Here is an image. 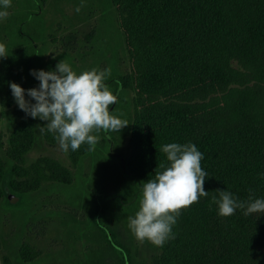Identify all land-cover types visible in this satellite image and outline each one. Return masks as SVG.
I'll use <instances>...</instances> for the list:
<instances>
[{
	"label": "trees",
	"instance_id": "obj_1",
	"mask_svg": "<svg viewBox=\"0 0 264 264\" xmlns=\"http://www.w3.org/2000/svg\"><path fill=\"white\" fill-rule=\"evenodd\" d=\"M120 7L128 49L143 61L133 77L146 86L137 89L140 158L131 173L144 183L155 179L156 171L170 166L162 151L169 143L195 144L208 173V197L181 211L172 229L175 239L161 247L158 264H264V214L245 216L237 209L222 217L212 203L213 196L219 199L216 190L245 202L250 195L264 199V0H122ZM0 60L1 104L10 107L16 103L10 82L25 90L28 85L18 64ZM127 79L112 70L106 82L119 98ZM36 139L37 118L25 113L8 136L0 192L6 175L20 194L36 188L14 183L29 176L27 155ZM89 148L86 143L69 148L71 159L79 162ZM44 161L49 178L63 181L68 168ZM97 222L122 254L121 262H130L131 251L120 247L101 214ZM39 254L36 244L22 243L24 261Z\"/></svg>",
	"mask_w": 264,
	"mask_h": 264
},
{
	"label": "rangeland",
	"instance_id": "obj_2",
	"mask_svg": "<svg viewBox=\"0 0 264 264\" xmlns=\"http://www.w3.org/2000/svg\"><path fill=\"white\" fill-rule=\"evenodd\" d=\"M121 2L11 0L8 16L0 19V44L9 60L20 67L28 89L38 88L40 83L32 70L53 71L61 60L78 74L92 69L117 70L127 75L128 86L110 113L129 123L120 132L93 133L99 139L94 150L74 162L70 149L64 152L56 140L41 134V126L48 122L37 118V139L27 155L30 174L25 182L24 178L14 181L23 188H36L20 194L11 177L2 180L0 264H126L98 224L99 214L118 236L120 247L131 251L133 258L127 264H158L161 247L140 243L128 227L129 217L139 210L144 185L131 171L137 169L140 158L142 119L137 89L146 86L133 77L143 61L128 49ZM2 76L0 68L1 165L6 161L8 136L25 114L17 103L2 106ZM105 83L114 94V85ZM25 98L31 99L27 93ZM45 158L68 168L60 176L63 181L49 178ZM10 195L16 197L15 202ZM25 241L40 250L32 262L21 258Z\"/></svg>",
	"mask_w": 264,
	"mask_h": 264
},
{
	"label": "clouds",
	"instance_id": "obj_3",
	"mask_svg": "<svg viewBox=\"0 0 264 264\" xmlns=\"http://www.w3.org/2000/svg\"><path fill=\"white\" fill-rule=\"evenodd\" d=\"M10 7L11 0H0V9H3L0 19L8 16ZM7 56L5 46L0 44V58ZM31 74L40 82L39 87L25 90L10 82L12 95L28 116L48 122L41 126V134L52 133L64 152L69 148L76 151L85 143L90 151L94 150L99 139L93 133L120 132L129 125L127 120L110 113V106L118 103V97L105 83L111 75L110 69H92L78 74L69 63L61 60L53 71L34 69ZM26 92L31 99L25 98ZM162 151L170 166L162 172L156 171L155 179L144 183L139 210L134 217H129L128 223L140 243L148 241L156 247H163L167 241L175 239L172 229L181 211L209 194L204 188L208 173L201 167L204 156L195 144L169 143ZM216 191L219 199L213 196L212 203L218 205L222 217L234 215L237 209L244 210L245 216L264 214V199H253L250 195L245 202L230 191Z\"/></svg>",
	"mask_w": 264,
	"mask_h": 264
},
{
	"label": "water",
	"instance_id": "obj_4",
	"mask_svg": "<svg viewBox=\"0 0 264 264\" xmlns=\"http://www.w3.org/2000/svg\"><path fill=\"white\" fill-rule=\"evenodd\" d=\"M10 199L12 200V201H16V197L15 196H12V195H10Z\"/></svg>",
	"mask_w": 264,
	"mask_h": 264
}]
</instances>
